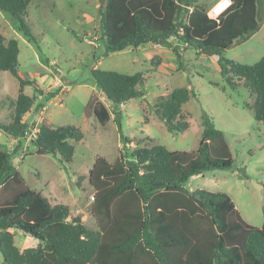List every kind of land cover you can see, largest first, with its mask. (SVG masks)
<instances>
[{"label":"trees","instance_id":"16d2710c","mask_svg":"<svg viewBox=\"0 0 264 264\" xmlns=\"http://www.w3.org/2000/svg\"><path fill=\"white\" fill-rule=\"evenodd\" d=\"M32 1L0 0V10L15 18L20 30L36 42L27 20ZM198 1L106 0L99 21L106 53L152 44L171 47L169 41L175 38L186 47L217 56L229 86L237 89L243 81L255 94V118L264 123V55L255 64L223 56L260 29L264 0H232L217 19L210 18L208 7ZM19 55V41L0 32V71L10 72L19 82L17 98L2 104L12 108L11 121H0V130L13 138L25 135L24 117L37 101V95L27 94L25 87L34 86L36 93L44 95L37 81L20 76ZM159 61L160 57L152 58L153 64ZM91 75L106 102L91 96L87 115L95 116L101 125L112 118L107 103L118 107L140 98L146 80L142 71L126 74L96 66ZM61 89L50 90L48 97L57 96ZM193 96L190 86H182L155 101L153 108L169 132L189 128L183 106ZM41 106L37 103L35 108ZM118 117L116 111L119 124ZM202 125L195 151L169 150L161 144L140 147L138 142L130 150L136 140L125 136L124 151L113 162L98 156L88 173L97 229L73 215L69 205L53 204L30 187L12 164L11 152L0 148L2 264H264V222L261 227L248 223L227 193L187 186L192 176L234 166L225 132L207 113L202 115ZM83 139L79 126H54L44 120L33 144L38 153L70 164ZM13 229L36 240L37 246L21 250Z\"/></svg>","mask_w":264,"mask_h":264},{"label":"rangeland","instance_id":"374dc122","mask_svg":"<svg viewBox=\"0 0 264 264\" xmlns=\"http://www.w3.org/2000/svg\"><path fill=\"white\" fill-rule=\"evenodd\" d=\"M106 0H33L28 7V24L36 42L20 30L18 21L0 10V32L6 38H16L20 46L19 74L24 79L37 81L44 91L41 96L34 86L25 87L29 95H37L35 108L26 118L27 131L23 137L13 138L0 130V148L11 152L12 164L22 173L26 183L40 191L53 204L71 207L73 215L82 217L91 228H99L92 214L94 189L88 173L98 156L113 162L124 151L123 138L136 141L130 150L139 146L161 144L169 150L195 151L202 137L203 113L209 114L217 128L225 132L234 157L231 169H212L192 176V189L227 193L235 202L242 217L253 226L264 222V123L255 118V94L243 81L232 89L222 77L218 57L200 53L172 38L171 47L162 44L128 47L106 53L100 39L101 8ZM213 0H199L208 9ZM264 55V19L260 29L251 37L227 49L223 56L244 64H255ZM160 57L157 64L152 58ZM134 74L142 71L146 80L140 98H134L114 107L107 103L112 114L106 125L95 116L87 115L91 96L106 100L97 89L91 69ZM58 74L65 89L50 98L48 92L60 86ZM61 86V87H62ZM190 86L193 96L183 106L189 128L181 133L169 132L157 116L153 104L159 96L174 88ZM19 82L10 72L0 71V121L10 122L12 108L3 102L17 98ZM44 110V114L40 113ZM119 112L118 122L114 119ZM145 119L148 123H145ZM74 124L84 132L70 164H64L51 154H40L33 139L41 125ZM147 135L154 140L148 141ZM15 233V243L24 250L37 246V241ZM3 256L0 252V264Z\"/></svg>","mask_w":264,"mask_h":264},{"label":"built area","instance_id":"2783aa9c","mask_svg":"<svg viewBox=\"0 0 264 264\" xmlns=\"http://www.w3.org/2000/svg\"><path fill=\"white\" fill-rule=\"evenodd\" d=\"M232 5V0H217L208 9V16L212 19L219 18L223 13H225Z\"/></svg>","mask_w":264,"mask_h":264},{"label":"crops","instance_id":"0c3cea01","mask_svg":"<svg viewBox=\"0 0 264 264\" xmlns=\"http://www.w3.org/2000/svg\"><path fill=\"white\" fill-rule=\"evenodd\" d=\"M33 2V1H32ZM97 67V66H96ZM59 76H60V74H58V76H57V80H58V83L57 84H59L60 86H62L63 84L61 83V80H60V78H59ZM62 84V85H61ZM65 89V87L64 86H62V89H61V92L60 93H62V91ZM46 108V106L44 105L43 106V109H45ZM33 111V107H32V109H31V111L24 117V120L26 121V118L31 114V112ZM40 113H42V114H44V110L43 111H41ZM187 186L190 188V189H192L188 184H187Z\"/></svg>","mask_w":264,"mask_h":264}]
</instances>
